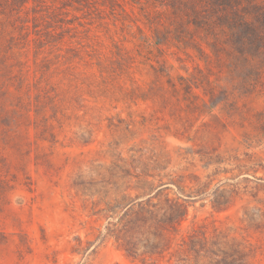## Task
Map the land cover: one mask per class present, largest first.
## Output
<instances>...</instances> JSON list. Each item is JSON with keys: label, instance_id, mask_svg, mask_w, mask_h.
Here are the masks:
<instances>
[{"label": "rangeland", "instance_id": "obj_1", "mask_svg": "<svg viewBox=\"0 0 264 264\" xmlns=\"http://www.w3.org/2000/svg\"><path fill=\"white\" fill-rule=\"evenodd\" d=\"M0 0V264H264V0Z\"/></svg>", "mask_w": 264, "mask_h": 264}, {"label": "trees", "instance_id": "obj_2", "mask_svg": "<svg viewBox=\"0 0 264 264\" xmlns=\"http://www.w3.org/2000/svg\"><path fill=\"white\" fill-rule=\"evenodd\" d=\"M163 5L176 9L178 4H182L189 8L209 7V12L217 16L220 24L226 25L228 28L236 29L245 26L243 15L236 11V0H170Z\"/></svg>", "mask_w": 264, "mask_h": 264}]
</instances>
